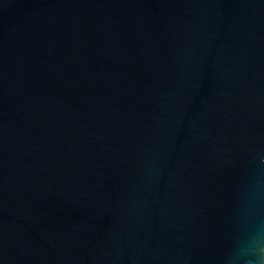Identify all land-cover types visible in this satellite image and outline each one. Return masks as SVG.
Instances as JSON below:
<instances>
[{
    "label": "water",
    "instance_id": "obj_1",
    "mask_svg": "<svg viewBox=\"0 0 264 264\" xmlns=\"http://www.w3.org/2000/svg\"><path fill=\"white\" fill-rule=\"evenodd\" d=\"M264 231V0H0V264H227Z\"/></svg>",
    "mask_w": 264,
    "mask_h": 264
},
{
    "label": "clouds",
    "instance_id": "obj_2",
    "mask_svg": "<svg viewBox=\"0 0 264 264\" xmlns=\"http://www.w3.org/2000/svg\"><path fill=\"white\" fill-rule=\"evenodd\" d=\"M226 259L227 264H264V231L258 225L242 230Z\"/></svg>",
    "mask_w": 264,
    "mask_h": 264
}]
</instances>
